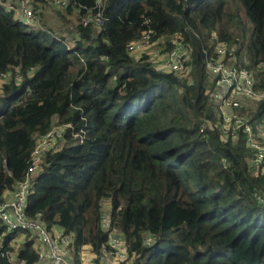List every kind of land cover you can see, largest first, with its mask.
Listing matches in <instances>:
<instances>
[{
  "label": "trees",
  "instance_id": "16d2710c",
  "mask_svg": "<svg viewBox=\"0 0 264 264\" xmlns=\"http://www.w3.org/2000/svg\"><path fill=\"white\" fill-rule=\"evenodd\" d=\"M69 8L54 11L65 25ZM105 13L101 27L78 19L66 41L62 23L33 30L0 6V73L22 75L0 89V195L24 179L37 141L69 123L44 156L26 213L72 234L76 251L106 244L107 200L112 224L136 251L133 264H264V176L243 137L224 139L215 125L204 53L224 42L251 69L264 65V0H108ZM146 19L165 50L184 34L193 48L187 76L129 53ZM256 74L264 89V69ZM263 110L264 100L252 120ZM206 120L212 127L202 131ZM21 231L0 221V264H13ZM22 232L15 257L36 264ZM146 233L156 237L150 246Z\"/></svg>",
  "mask_w": 264,
  "mask_h": 264
},
{
  "label": "built area",
  "instance_id": "2783aa9c",
  "mask_svg": "<svg viewBox=\"0 0 264 264\" xmlns=\"http://www.w3.org/2000/svg\"><path fill=\"white\" fill-rule=\"evenodd\" d=\"M107 3L108 0H96L93 6H87L75 3V0H0V4L9 6L16 19L19 18L34 28H39L42 24L41 16L34 8L36 4L51 12L72 5L71 7H76L80 12L79 21L83 26L101 27L107 19ZM82 11L84 12L81 13ZM145 25L142 36L128 45L129 53L140 49L143 52L140 59L151 63L154 68H162L165 72H173L183 78L187 76L193 48L186 42L184 34L178 32L170 37V48L162 59L163 52L154 48L157 41L153 39L155 30L151 27L149 19H146ZM213 34L216 37L215 33ZM165 42L164 39L160 45ZM204 53L209 81L206 93L212 100V110L218 118L215 125L219 127L224 139L237 142L243 137L247 149L252 151L250 162L254 173L263 177L264 110L259 119L252 120V116L258 111L259 102L264 100V89L258 86L259 78L256 74L264 69V65H258L257 70L251 69L246 55L238 54L235 46L224 42H216L213 52L210 53L206 49ZM14 75L18 79L22 78L20 73L14 74L13 71L0 73V85L10 82ZM71 126L69 123L55 125L37 141L30 154L24 179L14 184L9 197L0 195V221L10 231L22 230L30 233L38 253L36 264H133L136 251L129 250L125 235L114 227L111 214L107 213L104 207L101 226L108 230V240L98 253L89 245L76 251L72 234L66 233L58 226L48 228L39 218L29 217L26 213L27 201L36 191V178L42 170L46 152L64 138ZM207 127H212L209 120L203 123L201 130ZM259 199L264 201L261 197ZM155 239L154 235L146 233L143 244L150 246ZM12 263L26 264L20 259Z\"/></svg>",
  "mask_w": 264,
  "mask_h": 264
},
{
  "label": "crops",
  "instance_id": "0c3cea01",
  "mask_svg": "<svg viewBox=\"0 0 264 264\" xmlns=\"http://www.w3.org/2000/svg\"><path fill=\"white\" fill-rule=\"evenodd\" d=\"M0 6L2 7V8H4L5 10H7V12H11L12 13V11L9 9V6H7V5H4V4H0ZM34 7H35V5H34ZM42 8V7H41ZM69 9H71V11H72V14L71 15H67V17H66V19L68 20V22H69V24L68 25H65L64 24V22H63V20H61V18H60V21L57 23L58 25H60L61 23H62V25H64V27H68L69 25H71V27H70V29H66V28H63V33H64V35L66 36L65 37V40L66 41H68L69 39L68 38H70L72 35H74V33L72 32L73 30H74V27H75V25L77 24V23H79V21H78V19H80V12L78 11V9L76 8V7H71V8H69ZM42 10H43V12H44V14L45 13H48L45 9H43L42 8ZM51 14H54V13H51ZM13 15V14H12ZM13 17H14V15H13ZM14 19H16L15 17H14ZM16 20H19V18L18 19H16ZM21 20V19H20ZM23 22V21H22ZM25 23V22H24ZM25 24H27V23H25ZM28 25V24H27ZM30 28H32L33 30H36V29H38V28H34V27H31L30 25H28ZM42 27V26H41ZM41 27H39V28H41ZM43 28V27H42ZM45 28V27H44ZM73 37V36H72ZM72 37L70 38V39H72ZM157 45L156 46H154V48H157V49H160L162 52H163V54H162V56H161V58L162 59H164L165 58V52H166V50H165V48L163 47V45H158V44H160L161 42H164V39L162 38V37H160L159 39H157ZM131 55H132V57H134L135 59H137V60H141L140 59V57H141V55L143 54V52L140 50V49H138L136 52H133V53H130ZM157 69H159V70H163V71H165L164 69H162V68H157ZM15 71L17 72V73H20V72H18V69H15ZM207 76H208V74H207ZM5 84H6V82H4ZM4 83H2L1 85H0V89L2 88V86H3V84ZM9 83V82H8ZM3 194H5L7 197H9L10 196V194H11V190L9 189V190H6ZM104 205H105V203H104ZM111 214V213H110ZM20 234H22L23 235V239H22V243H23V240H24V238H25V236L27 235L26 233H24V232H22L21 231V233ZM14 246V245H13ZM15 247V246H14ZM15 250H16V252H14L15 253V255H17V252H18V250L15 248ZM12 255V254H11ZM10 255V257H11V261L13 262L14 260H12V256ZM16 260L18 261V258H17V256H16Z\"/></svg>",
  "mask_w": 264,
  "mask_h": 264
},
{
  "label": "rangeland",
  "instance_id": "374dc122",
  "mask_svg": "<svg viewBox=\"0 0 264 264\" xmlns=\"http://www.w3.org/2000/svg\"><path fill=\"white\" fill-rule=\"evenodd\" d=\"M45 10L48 13H45L44 20H46V21L45 22H42V24H41L42 27H45L46 28L48 26H51L52 23L59 22L60 21V18H59V16L57 14H51V13H54V12L49 11L47 8ZM70 27H71V25H69L68 27H64V28L70 29ZM250 105L253 106L254 104H250ZM104 203H105L104 208H105L106 212L107 213H110V204H109V201L105 200ZM22 239H23V235L19 233V235L15 238V240L13 242V245L15 246V248L17 250H19L21 248L22 244H23L22 243ZM14 252H16V250ZM14 252L12 253L11 256H12V260L16 261L15 253Z\"/></svg>",
  "mask_w": 264,
  "mask_h": 264
}]
</instances>
